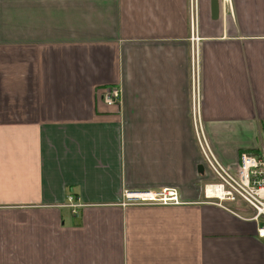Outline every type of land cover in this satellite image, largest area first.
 Masks as SVG:
<instances>
[{
	"label": "crops",
	"instance_id": "crops-1",
	"mask_svg": "<svg viewBox=\"0 0 264 264\" xmlns=\"http://www.w3.org/2000/svg\"><path fill=\"white\" fill-rule=\"evenodd\" d=\"M194 1L0 0V264H264L254 211L205 194L195 133L231 170L262 152L264 0H196V119ZM165 189L181 203L123 206Z\"/></svg>",
	"mask_w": 264,
	"mask_h": 264
},
{
	"label": "built area",
	"instance_id": "built-area-1",
	"mask_svg": "<svg viewBox=\"0 0 264 264\" xmlns=\"http://www.w3.org/2000/svg\"><path fill=\"white\" fill-rule=\"evenodd\" d=\"M229 2L230 0H221ZM193 20L191 25L193 44L192 53V98H193V116L196 118L200 114L199 97V23L198 8L196 0L193 3ZM102 101L108 107H114L119 104L120 92L114 87L106 88L101 94ZM198 121H195L196 138L202 151L205 164L208 166L215 182L205 186V194L218 200L215 204L223 207L225 202L235 204L239 201L244 202L254 211L255 221H261L262 225L258 227L259 238L264 239V147L258 155L244 153L240 156L238 165L234 170L223 166L211 151L210 146L204 136V132L198 130ZM208 190L213 194L209 195ZM181 200L175 189H165L161 192H124L123 206H144V205H179ZM78 198L70 196L67 207L76 215L82 207ZM224 208V207H223Z\"/></svg>",
	"mask_w": 264,
	"mask_h": 264
},
{
	"label": "water",
	"instance_id": "water-1",
	"mask_svg": "<svg viewBox=\"0 0 264 264\" xmlns=\"http://www.w3.org/2000/svg\"><path fill=\"white\" fill-rule=\"evenodd\" d=\"M220 13V2L219 0L211 1V14L213 19H217Z\"/></svg>",
	"mask_w": 264,
	"mask_h": 264
},
{
	"label": "rangeland",
	"instance_id": "rangeland-1",
	"mask_svg": "<svg viewBox=\"0 0 264 264\" xmlns=\"http://www.w3.org/2000/svg\"><path fill=\"white\" fill-rule=\"evenodd\" d=\"M208 145H209V143H208ZM210 194L212 195V192H211V193L209 192V195H210ZM223 207H226V206H223Z\"/></svg>",
	"mask_w": 264,
	"mask_h": 264
},
{
	"label": "bare ground",
	"instance_id": "bare-ground-1",
	"mask_svg": "<svg viewBox=\"0 0 264 264\" xmlns=\"http://www.w3.org/2000/svg\"><path fill=\"white\" fill-rule=\"evenodd\" d=\"M209 192L211 193V191L210 190H208V194H209ZM213 194V193H212ZM211 195V194H210Z\"/></svg>",
	"mask_w": 264,
	"mask_h": 264
}]
</instances>
